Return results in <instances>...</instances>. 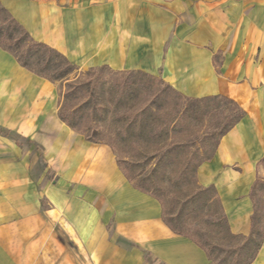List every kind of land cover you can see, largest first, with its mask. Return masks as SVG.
<instances>
[{"label": "crops", "instance_id": "crops-1", "mask_svg": "<svg viewBox=\"0 0 264 264\" xmlns=\"http://www.w3.org/2000/svg\"><path fill=\"white\" fill-rule=\"evenodd\" d=\"M0 3L79 69L140 70L189 97L234 100L245 114L197 178L215 187L232 234L248 237L259 212L261 240L249 264H264V203L256 205L264 186V0ZM3 52L0 127L39 150L0 134V264H210L164 222L158 200L126 179L108 145L59 119L58 84Z\"/></svg>", "mask_w": 264, "mask_h": 264}, {"label": "trees", "instance_id": "trees-1", "mask_svg": "<svg viewBox=\"0 0 264 264\" xmlns=\"http://www.w3.org/2000/svg\"><path fill=\"white\" fill-rule=\"evenodd\" d=\"M0 48L25 69L58 84L59 119L88 141L108 145L126 179L158 200L164 222L202 247L210 264L205 245L186 233L188 225L199 223L196 211L209 209L212 220L202 221L208 232L221 226L231 238L244 237L230 232L215 187L202 186L197 178L199 166L245 114L234 100L189 97L140 70L79 69L61 52L34 40L1 3ZM179 206L188 209L187 216L177 212ZM252 221L248 238L259 236L257 248L259 212Z\"/></svg>", "mask_w": 264, "mask_h": 264}, {"label": "rangeland", "instance_id": "rangeland-1", "mask_svg": "<svg viewBox=\"0 0 264 264\" xmlns=\"http://www.w3.org/2000/svg\"><path fill=\"white\" fill-rule=\"evenodd\" d=\"M4 56H6L9 63L12 57L8 53L3 52L2 57ZM2 133H6L7 137L14 140L17 145L29 149V151L33 152V155L39 150L37 143L23 137L18 132H6L0 127V134ZM44 178H47L54 185L58 182L57 178L49 174V170L45 172ZM263 203L264 186L258 190L256 196V205L259 209L262 208ZM214 209V206L211 207L210 212L212 213ZM177 210V212L182 213L183 217L188 215V209L185 207L180 208L179 206ZM208 210L209 209L205 208L203 211L195 212V220L199 223L197 225L195 223L188 225V227H186V233L205 245L210 253L213 264H249L253 257L256 241L259 239V236L256 235L252 238H231L225 233L221 226L215 227L213 233L208 232L207 229H204L206 224L202 223V221H207L208 219L212 220V216H208ZM214 219L215 218H213V220Z\"/></svg>", "mask_w": 264, "mask_h": 264}]
</instances>
